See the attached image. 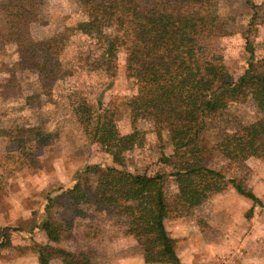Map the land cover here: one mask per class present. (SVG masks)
Returning a JSON list of instances; mask_svg holds the SVG:
<instances>
[{"label": "rangeland", "instance_id": "obj_1", "mask_svg": "<svg viewBox=\"0 0 264 264\" xmlns=\"http://www.w3.org/2000/svg\"><path fill=\"white\" fill-rule=\"evenodd\" d=\"M33 1L35 21L30 26L35 39L71 31L85 18L74 0ZM200 10L214 16L223 29V34L210 35L203 44L211 59L224 65L231 81H237L248 63L256 69L261 66L264 0H212ZM254 12L258 24L248 32ZM6 33L0 13V37ZM246 37L252 52L248 51ZM2 41L0 38V239L5 236L11 244L0 247V259L4 260L0 264H18V260L11 262L16 254L25 259L24 264H40L36 245H42L41 233L18 232L14 227L22 222L20 215L27 214L24 207L39 211L45 195L54 200L52 217L62 231L59 241L48 245L73 252L78 264H164L144 262L136 239L115 221L113 204L100 202L102 189L116 186L118 172L112 168L120 167L88 142L70 102H65V95L74 89L90 103L101 100L103 107L114 109L118 130L130 131L125 102L136 91V82L123 73L124 52L119 54L120 67L114 77L78 70L57 80L48 90L41 87L35 69L16 65L15 45ZM66 46L62 57L71 61H77L78 56L98 57L100 53L93 41L76 31L69 34ZM225 101L213 127L201 133L206 149L204 163L235 179L257 196L262 206L239 194L231 184L200 204L187 202L170 175L166 158L171 147L166 133L159 142L149 132L146 144L125 153L124 170L163 175L164 224L175 240L181 264H264V162L256 158L240 160L216 144L224 131L256 121L261 110L247 89L227 95ZM75 182L89 188L78 202L60 189ZM132 194L121 195L120 203L136 204ZM15 205H22L21 212ZM59 261L49 256L48 264Z\"/></svg>", "mask_w": 264, "mask_h": 264}, {"label": "trees", "instance_id": "obj_2", "mask_svg": "<svg viewBox=\"0 0 264 264\" xmlns=\"http://www.w3.org/2000/svg\"><path fill=\"white\" fill-rule=\"evenodd\" d=\"M211 1L74 0L85 18L72 26L71 31L63 30L41 39L31 34L30 24L35 21L33 0L0 2L7 29L6 36L0 38L15 45L16 65L35 69L43 88L50 90L57 80L78 70L112 78L120 67L119 54L124 52L123 73L136 82V91L125 102L130 131L118 130L114 109L103 107L101 100L90 103L74 89L65 95V102H70L88 142L120 167L112 168L118 172L116 186L102 189L100 202L113 204L115 221L136 239L146 263L181 264L175 240L164 224L163 175L124 170L125 153L146 144L149 132L159 142L167 134L171 147L166 158L170 175L191 205L202 203L231 184L239 194L262 206L261 200L244 190L235 179L204 163L206 149L201 144V133L213 127L227 95L246 89L261 110V116L234 131H224L216 144L240 160L256 158L264 162V45L261 66L256 69L250 62L237 81H231L224 65L214 62L203 44L206 37L223 34L216 18L200 10ZM256 17L254 12L248 32L258 24ZM72 31L93 41L100 52L98 57L63 59V49ZM246 44L252 52L248 37ZM171 156L174 158L170 159ZM60 189L77 202L86 197L84 190H89L77 182ZM131 191L137 203L121 204L120 196ZM52 205V196L45 195L40 211L34 210V215L38 228L57 242L62 231L52 217ZM4 238L0 247L9 244L8 238ZM36 247L40 264H48L49 256L59 258L61 264H78L74 253L65 248Z\"/></svg>", "mask_w": 264, "mask_h": 264}, {"label": "crops", "instance_id": "obj_3", "mask_svg": "<svg viewBox=\"0 0 264 264\" xmlns=\"http://www.w3.org/2000/svg\"><path fill=\"white\" fill-rule=\"evenodd\" d=\"M16 202H20L21 203V201H16ZM22 204V203H21ZM23 205V204H22ZM21 205V206H22ZM21 206H17V205H15V209L18 211V212H21V211H19V209H20V207ZM24 209H26V215H20V216H22V217H20L21 218V223H20V225H19V223H17L16 225H15V227L14 228H16V229H14L15 231H18V232H24V231H28V232H30V231H37L38 233H39V235H40V233H41V235L40 236H42V242L40 241V243L43 245V244H46V245H48V244H54V242L55 241H51L48 237H47V235L44 233V231L43 230H40L39 228H38V226H37V220L35 219V215L33 214L34 213V210L35 209H31V211H30V208L28 207H24ZM23 210V209H22ZM16 211V212H17ZM39 211H40V209H39ZM24 213V212H23ZM25 218H26V222L24 221L25 220ZM27 232V233H28ZM46 235V237H45V235ZM2 238H4V236H2ZM7 238V237H6ZM2 239H0V241H1ZM9 244H11V241H9ZM9 244H7L6 246H9ZM12 260H11V262H14V261H16V260H18V264L19 263H21L22 262V264H24V260L25 259H23L22 257L21 258H19L18 257V255L16 254L15 256H13L12 258H11ZM2 261H4L3 260V258L2 259H0V263H2ZM59 264H61V261H59Z\"/></svg>", "mask_w": 264, "mask_h": 264}]
</instances>
